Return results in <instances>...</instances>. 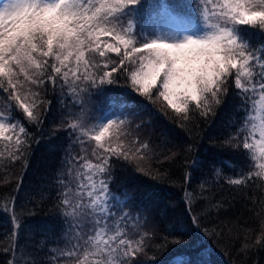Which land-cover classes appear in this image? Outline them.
I'll return each instance as SVG.
<instances>
[{
    "label": "trees",
    "instance_id": "16d2710c",
    "mask_svg": "<svg viewBox=\"0 0 264 264\" xmlns=\"http://www.w3.org/2000/svg\"><path fill=\"white\" fill-rule=\"evenodd\" d=\"M164 8L184 28H199L195 0H145L141 25L146 31L157 33ZM248 36L256 46L264 43L258 32ZM109 56L121 59L115 53ZM114 77V83L91 93L87 123L92 127L106 116L116 121L108 132L110 144L127 158L110 160V187L119 197L118 207L127 205L124 210L130 213L121 224L132 247L143 237L136 264H264V181L227 182L245 169L229 143L241 120L237 90L230 87L207 116L191 104L185 119L163 98L156 99L155 89L145 96L130 86L126 74ZM42 79L47 81V75ZM20 80L19 92L30 106L35 104L31 110L37 120L30 122L22 109L14 111V102L0 94L5 123L15 116L26 128V134L19 128L15 134L6 131L12 140L0 137V264H52V250L66 241L65 187L77 190L69 161L86 155L96 163L93 149L103 150L87 138L81 145L67 130L79 110L59 80L56 86L31 85L23 76ZM17 135L23 141L22 155L16 150Z\"/></svg>",
    "mask_w": 264,
    "mask_h": 264
},
{
    "label": "snow or ice",
    "instance_id": "6c2138e0",
    "mask_svg": "<svg viewBox=\"0 0 264 264\" xmlns=\"http://www.w3.org/2000/svg\"><path fill=\"white\" fill-rule=\"evenodd\" d=\"M144 7L145 0H0V94L14 102V111L22 109L30 122L36 121L35 104L30 106L19 92L20 77L37 86H56L59 80L79 110L67 130L81 145L87 138L103 150L93 149L96 163L86 155L69 161L77 190L65 187L66 241L52 250V264H136V252L142 250L143 237L133 248L122 229L130 213L124 210L127 205L118 207L121 202L110 187V160L127 158L110 144L108 132L116 121L87 123L91 93L114 83V74H126L142 95L151 97L155 89L156 99L163 98L185 119L191 104L202 109L201 115L213 113L234 87L241 120L229 143L245 169L227 182L264 181V43L256 46L248 36L250 31L264 36V0H195L199 28L178 35L146 31L141 25ZM110 53L121 59L112 60ZM7 119L6 124L0 113V137L12 140L5 132L15 134L17 128L26 134L17 117ZM15 143L21 152L19 135Z\"/></svg>",
    "mask_w": 264,
    "mask_h": 264
},
{
    "label": "rangeland",
    "instance_id": "374dc122",
    "mask_svg": "<svg viewBox=\"0 0 264 264\" xmlns=\"http://www.w3.org/2000/svg\"><path fill=\"white\" fill-rule=\"evenodd\" d=\"M164 8L163 15L161 17V21L157 27V33H161L167 31L169 35H178L183 33L184 31H191L187 28H184L179 20L173 16V14ZM194 30H198V27H195ZM110 116L104 117L101 121H107Z\"/></svg>",
    "mask_w": 264,
    "mask_h": 264
}]
</instances>
